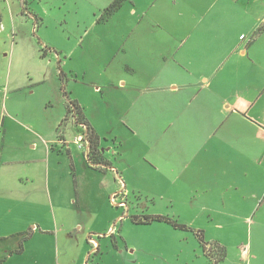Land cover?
<instances>
[{
    "label": "rangeland",
    "instance_id": "1",
    "mask_svg": "<svg viewBox=\"0 0 264 264\" xmlns=\"http://www.w3.org/2000/svg\"><path fill=\"white\" fill-rule=\"evenodd\" d=\"M10 4L17 16L14 39L19 41L11 37V24L0 32V107L7 95L9 111L40 135L37 155L46 154L48 144L51 164L75 200L65 199L61 209L50 207V214L44 208L21 209L35 224L51 219L52 236L37 234L17 255L8 250L20 239L0 241V250L7 251L0 264H264V239L258 240L252 221L220 214L227 210L216 191L219 186L211 193L197 189L190 163L192 151L200 148L190 141L195 129L181 134L175 124L159 118L160 106L173 102H163V93L139 95L144 86L135 94L117 89L129 59L122 51L130 42L126 9L110 18L94 10L91 0ZM30 14L43 21L36 23ZM24 34L34 39L37 55L14 53ZM10 76L11 90L5 83ZM14 85L19 88L15 93ZM49 97L51 102L45 103ZM68 97L80 103L99 133L101 157L90 152L86 124L58 103ZM182 99L189 109L190 94ZM15 132L25 136L22 130ZM104 161L117 169L112 173L118 190L112 193L101 175L109 167ZM153 215L170 221L146 223Z\"/></svg>",
    "mask_w": 264,
    "mask_h": 264
},
{
    "label": "crops",
    "instance_id": "2",
    "mask_svg": "<svg viewBox=\"0 0 264 264\" xmlns=\"http://www.w3.org/2000/svg\"><path fill=\"white\" fill-rule=\"evenodd\" d=\"M11 1L0 0V32L10 30L11 24V37L17 42V16ZM114 1L91 0L94 10L103 13ZM125 9L130 19L125 37L130 42L122 51L129 59L123 63L127 73L118 77L117 89L135 94L144 86L139 95L163 93V102H173L160 106L159 118L168 126L175 124L181 134L187 128L195 129L190 141L200 148L192 151L190 163L197 189L211 193L219 186L216 191L227 210L220 214L252 221L258 240L264 239V0H120V8L109 17ZM30 15L36 23L43 21ZM20 40L14 53L24 58L37 55L30 35ZM5 83L11 90V76ZM18 90L14 85L13 93ZM188 94L192 98L189 109L181 103ZM7 98L4 95L0 107L4 110L0 117V241L20 239L19 245L8 250L17 255L20 245L23 253L37 234L51 237L54 224L51 219L35 224L21 209L44 208L50 214V207L61 209L65 199H75L66 179L51 164L48 144L46 154L35 153L40 135L18 120L16 111H9ZM71 101L84 114L80 103L70 97L58 103L67 110ZM17 130L25 136H17ZM95 132L100 146V135ZM107 164L101 175L112 193L118 190L112 173L117 169ZM0 252L1 260L7 251Z\"/></svg>",
    "mask_w": 264,
    "mask_h": 264
},
{
    "label": "trees",
    "instance_id": "3",
    "mask_svg": "<svg viewBox=\"0 0 264 264\" xmlns=\"http://www.w3.org/2000/svg\"><path fill=\"white\" fill-rule=\"evenodd\" d=\"M120 8V0H116L114 1L108 8H106V10L104 11L103 15H111L112 13L116 12L118 9ZM69 113H74L77 121L83 124H86L87 126V139L89 141L90 144V152H92L94 155H96L97 157H101V155L99 154V136L98 134L95 132V130L89 125V123L87 122L84 114L82 113L79 105L77 104V102L71 101L69 104ZM104 163L106 165L107 162L104 161ZM153 221H170L168 218L161 216V215H153V216H147V220L145 221L146 223H150ZM139 222H142L141 220ZM30 234H28L29 236ZM23 249V245H20V248L16 251L17 253H21ZM225 250L222 249V253L225 254L224 252Z\"/></svg>",
    "mask_w": 264,
    "mask_h": 264
},
{
    "label": "built area",
    "instance_id": "4",
    "mask_svg": "<svg viewBox=\"0 0 264 264\" xmlns=\"http://www.w3.org/2000/svg\"><path fill=\"white\" fill-rule=\"evenodd\" d=\"M242 38H244V36H242ZM83 137H80V139L83 141V139H82Z\"/></svg>",
    "mask_w": 264,
    "mask_h": 264
}]
</instances>
